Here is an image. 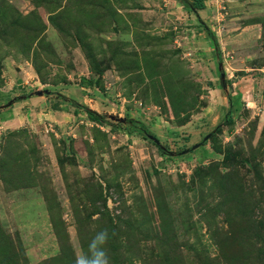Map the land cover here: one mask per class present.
<instances>
[{
	"label": "rangeland",
	"instance_id": "rangeland-1",
	"mask_svg": "<svg viewBox=\"0 0 264 264\" xmlns=\"http://www.w3.org/2000/svg\"><path fill=\"white\" fill-rule=\"evenodd\" d=\"M186 1L0 0V87L68 90L0 126V264L103 229L110 264H264V0Z\"/></svg>",
	"mask_w": 264,
	"mask_h": 264
},
{
	"label": "crops",
	"instance_id": "crops-1",
	"mask_svg": "<svg viewBox=\"0 0 264 264\" xmlns=\"http://www.w3.org/2000/svg\"><path fill=\"white\" fill-rule=\"evenodd\" d=\"M21 82L22 85L21 83H17L18 87L15 88L13 87L14 84L12 80L8 78L7 80H4L3 85L0 87V126L3 128L17 127L20 122L21 124H25L32 121V119H35V116L39 118L42 117L43 120L51 122L56 126H60V123H62L61 117L64 116L68 110V107H65L66 100L64 99L67 97L68 90L59 89L56 92L59 96V98H57V107H63V110L56 109L54 111H48L47 104L51 100L50 96L56 94L45 93V90L40 89L41 85L30 88L35 81L33 83H27L22 80ZM215 89L217 88L215 87ZM238 99H240V97L235 94L231 96L230 106L237 108L239 104ZM74 102L78 103L77 101ZM198 149L199 147H197V150ZM202 152L203 156H206L209 151Z\"/></svg>",
	"mask_w": 264,
	"mask_h": 264
},
{
	"label": "clouds",
	"instance_id": "clouds-1",
	"mask_svg": "<svg viewBox=\"0 0 264 264\" xmlns=\"http://www.w3.org/2000/svg\"><path fill=\"white\" fill-rule=\"evenodd\" d=\"M108 241L107 229L96 232L88 243L87 251L81 249L79 255L75 257L74 264H110L109 251L106 247Z\"/></svg>",
	"mask_w": 264,
	"mask_h": 264
},
{
	"label": "trees",
	"instance_id": "trees-1",
	"mask_svg": "<svg viewBox=\"0 0 264 264\" xmlns=\"http://www.w3.org/2000/svg\"><path fill=\"white\" fill-rule=\"evenodd\" d=\"M182 2H183L187 11H194L195 8L202 7L200 5V3L190 4L186 0H182ZM206 34H207L208 39L211 42L212 47L216 50L217 49V41H216L214 34L211 31H206ZM73 105L78 106V104L76 102H73ZM82 108H83V111L85 113L86 118L89 121H94V122H99V123H106L107 122L105 117L103 115H101L100 113H98L94 110L88 109L86 106H82ZM0 234H1V230H0Z\"/></svg>",
	"mask_w": 264,
	"mask_h": 264
},
{
	"label": "water",
	"instance_id": "water-1",
	"mask_svg": "<svg viewBox=\"0 0 264 264\" xmlns=\"http://www.w3.org/2000/svg\"><path fill=\"white\" fill-rule=\"evenodd\" d=\"M151 138L156 142L155 138H153V137H151Z\"/></svg>",
	"mask_w": 264,
	"mask_h": 264
}]
</instances>
